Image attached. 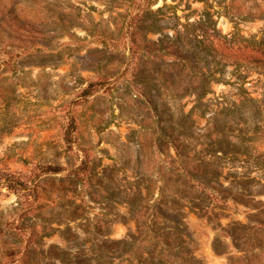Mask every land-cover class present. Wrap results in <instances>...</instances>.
Here are the masks:
<instances>
[{
    "label": "rangeland",
    "instance_id": "374dc122",
    "mask_svg": "<svg viewBox=\"0 0 264 264\" xmlns=\"http://www.w3.org/2000/svg\"><path fill=\"white\" fill-rule=\"evenodd\" d=\"M0 264H264V0H0Z\"/></svg>",
    "mask_w": 264,
    "mask_h": 264
}]
</instances>
